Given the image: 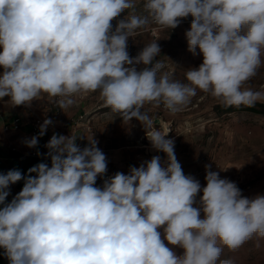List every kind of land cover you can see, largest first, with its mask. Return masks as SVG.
<instances>
[{
  "label": "clouds",
  "instance_id": "9594fccd",
  "mask_svg": "<svg viewBox=\"0 0 264 264\" xmlns=\"http://www.w3.org/2000/svg\"><path fill=\"white\" fill-rule=\"evenodd\" d=\"M127 9H135L134 0H0V99L9 97L15 107L47 94L62 97L55 103L65 109L74 94L99 90L106 106L144 129L155 123L141 111L146 102L175 113L197 88L225 106L264 101V92L244 87L264 63V0H146L147 15L129 13L113 31L111 21ZM189 15L188 51L203 55L198 69L186 71L189 83L167 72L157 77L164 65L155 59L156 41L129 56L135 30L150 21L174 29ZM51 123L44 120L39 136ZM166 136L147 134L166 154L163 165L154 156L102 188L94 185L107 171L105 154L95 139L81 149L72 135L53 134L45 145L51 167L0 174V247L10 264H217L218 241L235 250L254 235L264 238V196L243 197L210 166L201 188L184 174ZM26 143L35 147L38 136ZM21 179L22 190L5 203L9 186ZM165 225L164 239L183 256L165 246L158 231Z\"/></svg>",
  "mask_w": 264,
  "mask_h": 264
},
{
  "label": "rangeland",
  "instance_id": "374dc122",
  "mask_svg": "<svg viewBox=\"0 0 264 264\" xmlns=\"http://www.w3.org/2000/svg\"><path fill=\"white\" fill-rule=\"evenodd\" d=\"M134 3V10L127 9L111 21L113 31L117 22L125 19L129 13L147 15L144 9L146 0H134ZM179 19L180 23L174 29L150 21L149 25L135 30L128 39L127 51L130 57H135L144 46L156 41L161 51L155 59L164 65L157 77L167 72L173 80L189 83L186 71L198 69L203 62V55L199 48L196 55L188 51L185 33L190 30L194 18L189 15ZM137 67L139 70L144 66ZM3 71L0 66V76ZM244 87L264 92V63L257 70V74L245 82ZM70 98L74 103L67 107L69 112L86 114L87 117L102 116L111 120L112 123L104 124V129L101 130L102 139H107L112 134V127L118 123L115 126L117 139L108 140V143L114 146L128 145V161H131L132 165L139 167L154 156H160L162 165L167 160L166 154L154 149L147 138V134L155 129L167 134L166 139L174 141V152L184 174L198 180L201 188L206 186V166H210V170L218 172L220 178L235 182L243 197L252 199L257 195L264 196V114L250 111L220 113L217 107L223 105L222 101L197 88L196 95L175 113L168 110L162 102L159 106H156L155 102H146L141 111L147 113L155 123L153 129H144L135 118L130 122L124 121L120 113L106 106L99 90L76 93ZM53 101L54 98L42 94L30 105L13 107L9 97L0 99V137L6 134L4 125L8 118L13 117L17 111L29 106L37 110H48ZM256 103L264 106V101ZM13 145L11 140L6 147L11 153ZM200 196L202 192L197 194L194 207H200ZM200 218H205L203 211ZM164 227L166 225L158 231L161 232L165 246L177 256H183V248L173 246L164 239ZM218 246L222 248V253L217 264L223 260H230L232 264H264V238L258 235H254L235 250L229 249L219 241Z\"/></svg>",
  "mask_w": 264,
  "mask_h": 264
},
{
  "label": "crops",
  "instance_id": "0c3cea01",
  "mask_svg": "<svg viewBox=\"0 0 264 264\" xmlns=\"http://www.w3.org/2000/svg\"><path fill=\"white\" fill-rule=\"evenodd\" d=\"M38 116L45 117L47 119H53L56 122L59 131H45L43 136L33 134L32 124L34 119ZM84 116V119L78 122V118ZM16 120H19V127L15 128L14 124ZM78 122V124H76ZM111 120L103 118L102 116L87 117L86 114H78L76 112H69L67 108L61 109L59 114H55L52 106L48 110H37L35 107H27L26 109L19 110L13 117H9L4 125V131L6 134L0 137V150L4 152L5 156H9L10 161L16 166V170H19L22 176L29 175L28 169L39 164L46 163L51 167V158L47 156L48 149L41 147V144L45 145L51 139L53 134L62 135V133L74 135L77 138L76 144L83 149L88 145V140L95 139L97 147L105 154L107 160V170L111 171L114 175L117 172L128 174L130 167H137L132 165L128 161V145L114 146L112 143H108V140L117 139L116 124L112 127V134L107 139H102L101 130L104 129V124H111ZM8 126L9 130H6ZM38 136V144L35 147H28L26 141L32 137ZM13 140L14 145L11 146L12 153L8 150V145ZM15 150V151H14ZM32 152H37L38 156L33 157ZM35 176V173H31ZM24 179L11 184L10 194L6 198L5 203H10L11 200L20 192L18 189L23 188ZM4 205L0 204V208Z\"/></svg>",
  "mask_w": 264,
  "mask_h": 264
},
{
  "label": "built area",
  "instance_id": "2783aa9c",
  "mask_svg": "<svg viewBox=\"0 0 264 264\" xmlns=\"http://www.w3.org/2000/svg\"><path fill=\"white\" fill-rule=\"evenodd\" d=\"M59 99H62V97H55L54 98V101H53V110H54L55 114H59L60 111H61V108H59L57 106V104L55 103V101L56 100H59ZM45 119H47V118L41 117V116H38V117H36L34 119V122L32 124V131H33V134L34 135H37L39 133V131H40V125L43 124V122H44ZM83 119H84V116H80L77 121L80 122ZM51 121H52V123L47 127L46 131H59L58 130V127L56 125V122L53 119H51ZM78 122L76 124H78ZM14 127L15 128H18L19 127V120H16V122L14 124ZM5 128H6V130H9L8 126H6ZM62 135H64V136H71L70 134H65V133H62ZM72 136H74V135H72ZM41 147L44 148L45 147V144L42 143L41 144ZM31 155L33 157H37L38 156V153L37 152H32ZM112 176H114V174L111 171H108L107 170L106 173L103 176H98L97 177L96 184L94 186L101 187L102 188L103 183H104V180H106V179H108V178H110Z\"/></svg>",
  "mask_w": 264,
  "mask_h": 264
},
{
  "label": "water",
  "instance_id": "95a60500",
  "mask_svg": "<svg viewBox=\"0 0 264 264\" xmlns=\"http://www.w3.org/2000/svg\"><path fill=\"white\" fill-rule=\"evenodd\" d=\"M5 153L0 150V174H6L9 170H16V166L13 161H10L9 156H5ZM5 249L0 247V263L10 264L9 259L6 257Z\"/></svg>",
  "mask_w": 264,
  "mask_h": 264
},
{
  "label": "trees",
  "instance_id": "16d2710c",
  "mask_svg": "<svg viewBox=\"0 0 264 264\" xmlns=\"http://www.w3.org/2000/svg\"><path fill=\"white\" fill-rule=\"evenodd\" d=\"M264 108L263 105L256 103L253 107H247L244 105H241L239 107L236 106H225L223 105H219L217 107V110L220 111V113H230V112H236V111H250L253 113H259V114H264V110H262Z\"/></svg>",
  "mask_w": 264,
  "mask_h": 264
}]
</instances>
